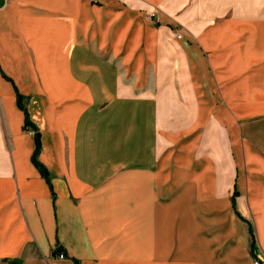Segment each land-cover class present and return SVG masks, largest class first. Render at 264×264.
I'll return each instance as SVG.
<instances>
[{"label":"crops","instance_id":"obj_1","mask_svg":"<svg viewBox=\"0 0 264 264\" xmlns=\"http://www.w3.org/2000/svg\"><path fill=\"white\" fill-rule=\"evenodd\" d=\"M255 260L264 0H0V264Z\"/></svg>","mask_w":264,"mask_h":264},{"label":"trees","instance_id":"obj_2","mask_svg":"<svg viewBox=\"0 0 264 264\" xmlns=\"http://www.w3.org/2000/svg\"><path fill=\"white\" fill-rule=\"evenodd\" d=\"M17 102H18L19 107H21L22 109H24V106H23V104H22V102H21V97H20V96L17 97ZM29 127H32V128H29ZM24 129H31V130L33 131V135H34V136L36 137V139H37V136H38V130H37V129H36V128H35V127L29 122L27 116H25ZM36 154H37V150L34 152V154H33V156H32V161H33L35 164L38 165V163L36 162V159H35ZM39 167H40V169H41L43 175L46 176L44 169H43L41 166H39Z\"/></svg>","mask_w":264,"mask_h":264},{"label":"built area","instance_id":"obj_3","mask_svg":"<svg viewBox=\"0 0 264 264\" xmlns=\"http://www.w3.org/2000/svg\"><path fill=\"white\" fill-rule=\"evenodd\" d=\"M58 256H59L60 258H64V254H63V253H59ZM252 264H262V262L259 261V260H255V261H253Z\"/></svg>","mask_w":264,"mask_h":264},{"label":"rangeland","instance_id":"obj_4","mask_svg":"<svg viewBox=\"0 0 264 264\" xmlns=\"http://www.w3.org/2000/svg\"><path fill=\"white\" fill-rule=\"evenodd\" d=\"M26 131H31V133L33 134V131L31 129H25ZM59 257V256H58ZM60 258V257H59Z\"/></svg>","mask_w":264,"mask_h":264}]
</instances>
